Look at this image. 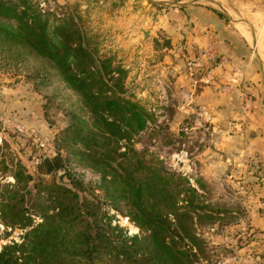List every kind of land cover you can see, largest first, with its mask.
<instances>
[{
  "label": "rangeland",
  "instance_id": "374dc122",
  "mask_svg": "<svg viewBox=\"0 0 264 264\" xmlns=\"http://www.w3.org/2000/svg\"><path fill=\"white\" fill-rule=\"evenodd\" d=\"M6 1L18 10L26 1L50 27L75 25L98 57L126 71L123 97L152 118L115 147L132 146L160 172L186 176L218 211L195 226L204 239L195 264H264V61L256 48L264 0ZM97 128L90 108L52 65L0 28V184L14 183L17 164L32 176L33 191L35 184L70 186L66 174H75L84 195L102 202L111 225L132 236L140 230L126 216L128 206L111 209L98 187L100 173L75 154L81 147L72 136L99 140ZM57 154L65 166L48 173L41 162ZM24 232L0 221V248L20 242Z\"/></svg>",
  "mask_w": 264,
  "mask_h": 264
},
{
  "label": "trees",
  "instance_id": "16d2710c",
  "mask_svg": "<svg viewBox=\"0 0 264 264\" xmlns=\"http://www.w3.org/2000/svg\"><path fill=\"white\" fill-rule=\"evenodd\" d=\"M22 2L18 10L0 0V17L15 23L13 27L2 20L0 28L46 59L90 108L101 137L72 136L81 147L75 154L100 173L103 200L115 211L128 206L126 216L140 231L129 236L112 226L102 202L84 195L75 174H66L70 186L35 184L33 191L28 188L32 176L17 164L11 174L14 183L0 184V221L25 232L20 242L0 248V264H195L197 254L204 252L195 226L203 219L214 220L218 211L201 199L186 176L160 172L157 163L145 160L132 146L126 144L122 152L115 147L146 129L152 118L123 97L126 71L111 58L98 57L75 25L65 21L50 27L49 19ZM41 163L48 173L65 166L58 154ZM8 171L2 164V172Z\"/></svg>",
  "mask_w": 264,
  "mask_h": 264
},
{
  "label": "crops",
  "instance_id": "0c3cea01",
  "mask_svg": "<svg viewBox=\"0 0 264 264\" xmlns=\"http://www.w3.org/2000/svg\"><path fill=\"white\" fill-rule=\"evenodd\" d=\"M197 11V9H196ZM199 11V10H198ZM201 11V10H200ZM239 28V27H238ZM256 29H257V33L259 34V38L258 41L256 42V48L260 50V53L262 55V60L264 61V17L260 16V18H258V21L256 23ZM199 31V30H198ZM238 31L242 34L243 38L246 40V32H244V30L242 28H239ZM213 32L209 30V36L211 37V34ZM245 35V36H244ZM248 37H250L247 34ZM247 41V40H246Z\"/></svg>",
  "mask_w": 264,
  "mask_h": 264
},
{
  "label": "water",
  "instance_id": "95a60500",
  "mask_svg": "<svg viewBox=\"0 0 264 264\" xmlns=\"http://www.w3.org/2000/svg\"><path fill=\"white\" fill-rule=\"evenodd\" d=\"M143 35H144V37L146 38V37L149 36V32H147L146 30H143Z\"/></svg>",
  "mask_w": 264,
  "mask_h": 264
},
{
  "label": "built area",
  "instance_id": "2783aa9c",
  "mask_svg": "<svg viewBox=\"0 0 264 264\" xmlns=\"http://www.w3.org/2000/svg\"><path fill=\"white\" fill-rule=\"evenodd\" d=\"M205 55H206V54L204 53L203 56H205ZM212 55H213V53H212ZM198 64H199V63H198Z\"/></svg>",
  "mask_w": 264,
  "mask_h": 264
}]
</instances>
